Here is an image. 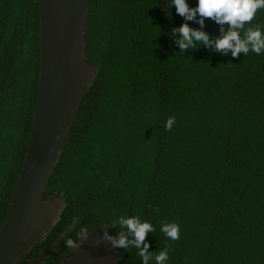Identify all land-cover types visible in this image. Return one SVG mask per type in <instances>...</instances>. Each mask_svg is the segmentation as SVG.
Here are the masks:
<instances>
[{"label":"trees","instance_id":"trees-1","mask_svg":"<svg viewBox=\"0 0 264 264\" xmlns=\"http://www.w3.org/2000/svg\"><path fill=\"white\" fill-rule=\"evenodd\" d=\"M87 5L84 61L96 72L43 193H59L62 209L22 263L67 231L42 262L61 264L71 250L65 240L77 241L81 228L103 226L115 237L113 222L138 216L155 228L147 264L166 247V264H264V53L233 58L203 44L181 51L173 28L187 23L213 39L221 26L185 21L171 0ZM255 25L264 30V10L244 30ZM38 69V0H0V224L27 145ZM164 223L179 225L178 240L160 231ZM115 250L116 264H144L134 246Z\"/></svg>","mask_w":264,"mask_h":264},{"label":"water","instance_id":"water-1","mask_svg":"<svg viewBox=\"0 0 264 264\" xmlns=\"http://www.w3.org/2000/svg\"><path fill=\"white\" fill-rule=\"evenodd\" d=\"M88 0H38L39 69L32 122L16 185L0 224V264H19L59 217L61 196L43 198L48 176L71 129L96 67L85 63ZM89 229L61 264H116L117 252ZM67 233L65 231L62 236ZM54 248L29 264H39Z\"/></svg>","mask_w":264,"mask_h":264},{"label":"clouds","instance_id":"clouds-1","mask_svg":"<svg viewBox=\"0 0 264 264\" xmlns=\"http://www.w3.org/2000/svg\"><path fill=\"white\" fill-rule=\"evenodd\" d=\"M171 2L175 6L176 14L183 17L185 21L195 20L203 28L205 19H208L221 26V35L213 39H210L207 33L189 27L187 23L181 24L179 28H173L172 37L181 51L195 49L198 44H203L225 55L230 51L233 58L238 57L239 54L247 56L250 52L256 55L264 53V30L261 26L255 25L244 30L245 25H252L256 13L264 10V0H196L194 8H190L186 0H171ZM225 24L228 25L227 31L223 28ZM241 30H244L243 36ZM177 34L178 39H176ZM174 123L175 117H169L165 123V130L171 131ZM117 223L121 229L117 236L113 237L105 230L95 243L105 241L112 249H128L130 245L134 246L139 249L138 255L144 264H147L151 254L148 253L149 245L145 240L149 232L155 231L153 225L141 222L138 216H121L113 222L112 226L115 227ZM160 231L172 241L180 238V228L176 223H164ZM88 234L86 227L81 228L77 233L80 242L87 239ZM127 236H131L132 240L129 241ZM65 244L76 250L80 243L69 238L65 240ZM154 259L155 264H166L169 259L168 248L156 253Z\"/></svg>","mask_w":264,"mask_h":264},{"label":"flooded vegetation","instance_id":"flooded-vegetation-1","mask_svg":"<svg viewBox=\"0 0 264 264\" xmlns=\"http://www.w3.org/2000/svg\"><path fill=\"white\" fill-rule=\"evenodd\" d=\"M55 219H56V218H55ZM55 219L53 220L51 227L53 226ZM50 230H51V228H50ZM50 230H49V232H50ZM64 232H65V231H63L60 235H58L57 238L53 239V241L50 243L49 247L53 244V245H54L53 250H54V249L56 248V245L59 244V243L61 242V240H60V242H57V239H58L61 235H63ZM42 237H43V236H42ZM41 239H42V238H41ZM41 239H40V240H41ZM39 242H40V241H39ZM39 242H38V243H39ZM38 243H37V244H38ZM37 244H36V245H37ZM34 246H35V245H34ZM34 246H33V247H34ZM33 247H31V248H33ZM31 248H30V249H31ZM30 249H29V250H30ZM71 249H72V248H71ZM29 250H28V252H29ZM28 252H27V253H28ZM27 253H26V255H27ZM42 253H43V251H40V252L37 253L38 255H36V257H35L34 259H29V260H27V261H25V262L22 263L23 259H24L25 256H26V255H25L24 258L21 260V262H20L19 264H29V263L35 261V260L39 257V255L42 254ZM45 258H46V257H44L43 260H44ZM43 260H42L39 264H42ZM62 261H63V260H62ZM62 261H61V262H62Z\"/></svg>","mask_w":264,"mask_h":264}]
</instances>
